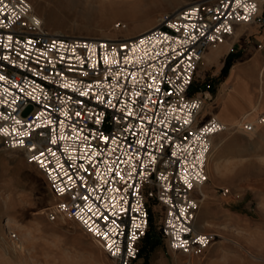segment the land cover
<instances>
[{
    "label": "built area",
    "instance_id": "2783aa9c",
    "mask_svg": "<svg viewBox=\"0 0 264 264\" xmlns=\"http://www.w3.org/2000/svg\"><path fill=\"white\" fill-rule=\"evenodd\" d=\"M256 22L264 0H203L115 41L48 32L28 0H0V139L44 175L48 219L76 221L115 264H133L158 207L170 251L183 264L203 256L218 237L196 228L207 162L232 129L203 120L208 98L192 87L207 51Z\"/></svg>",
    "mask_w": 264,
    "mask_h": 264
},
{
    "label": "rangeland",
    "instance_id": "374dc122",
    "mask_svg": "<svg viewBox=\"0 0 264 264\" xmlns=\"http://www.w3.org/2000/svg\"><path fill=\"white\" fill-rule=\"evenodd\" d=\"M28 1L35 14L45 18L48 32L116 41L133 38L164 16L203 0H185L179 5L173 3L175 0ZM237 30L242 34L233 43L227 74L222 70L230 54L225 59L216 52L235 35L208 50L210 62L204 58L197 70L192 93L207 95L203 120L218 110L225 94L233 93L228 79L236 68L253 58L264 61V24L256 22ZM238 98L243 113L227 121L242 122V117L249 115L246 123L255 122L264 113L260 99L246 101L241 94ZM254 131L264 133V125H257ZM250 133L231 130L213 140V146L224 142L218 150L219 172L213 175L208 168L199 217L210 223L203 232L218 237L194 264H264V140ZM21 153L0 145V227L9 218L14 223L0 233V264H115L76 221L48 219L54 195L42 172L30 166ZM152 210L149 237L142 242L140 256L133 264H183L185 258L171 252L162 237L161 210Z\"/></svg>",
    "mask_w": 264,
    "mask_h": 264
},
{
    "label": "bare ground",
    "instance_id": "6f19581e",
    "mask_svg": "<svg viewBox=\"0 0 264 264\" xmlns=\"http://www.w3.org/2000/svg\"><path fill=\"white\" fill-rule=\"evenodd\" d=\"M183 2H185V0H175L173 3L179 5V4H182ZM188 4H190V3H188ZM38 17L41 20V22L45 25V21H46L45 18H42L40 16H38ZM161 19H159L158 21H160ZM157 25H158V23L155 24L154 26H152L151 28H149L148 30L155 28ZM60 33H61L60 31L56 32V34H60ZM241 33H242L241 30H237L235 32V37L231 41H227L221 47H224L225 51L228 50V48L233 45L234 41L238 37L241 36ZM107 40H113V39H107ZM221 54H223V53H220L219 50H217L216 56L219 57ZM205 59H206V62H210L211 57L208 55V53L205 54ZM228 82H230V84H231V88H232L231 90H233V93H227L222 97L219 108L216 112L213 113V115L216 116L220 121H221V119H223V121H221V122H223L225 125H227L230 129L237 130V131H240L242 133L243 132L246 133L244 128H245L246 122L248 121L249 115L245 116L243 114L244 116L242 117V122L241 121H231L230 122L227 120H230L229 118H232V116L236 117L239 114L243 113L244 107L242 105V102L238 98V96L240 94L243 96V98L246 101H254V100L256 101V99L258 98V99H260V103L264 102V61H261L260 59H257V58H253L247 65H244V66L242 65L241 67L236 68L231 73V75L228 79ZM246 112H248V111H246ZM250 123L254 124L256 126L257 125H264V124H259L258 121L250 122ZM250 134L255 135V136H259L260 139L264 140V133H259V135H258L257 131H254V132H251ZM2 144H3V142L0 139V145H2ZM223 144H224V142H220L219 144H216L215 146H213L212 150L210 152L209 158H208L207 172H208V168H211L213 175H215L219 172V165H218L219 152H218V150L223 149V147H222ZM15 152H17V151H15ZM18 153H19V151H18ZM30 166H32V165H30ZM201 193L203 194V196H205L204 191H202V189H201ZM200 212H201V210L199 211V214H200ZM199 214H198V218H197V222H196V228L199 231H204L203 227L210 226V223H209V221L204 220V218H200ZM12 226H14L13 221L10 218L7 219L6 223L0 227V233L3 230H5L4 228L9 229ZM98 246H99V244H98Z\"/></svg>",
    "mask_w": 264,
    "mask_h": 264
},
{
    "label": "snow or ice",
    "instance_id": "6c2138e0",
    "mask_svg": "<svg viewBox=\"0 0 264 264\" xmlns=\"http://www.w3.org/2000/svg\"><path fill=\"white\" fill-rule=\"evenodd\" d=\"M253 7H255V6L253 5ZM244 18L247 19V17H244ZM229 30H230V29H229ZM141 43H143V41H141ZM105 62H108V61H107V58H106ZM3 79H4V77H3V76H0V80H3ZM185 82H187V81H185ZM67 86H68V85H65V87H67ZM21 90H22V89H21ZM157 90H159V89H157ZM81 95H86V93H81ZM76 115H79V113H76ZM129 115H131V113H129ZM96 122L99 123V120H97ZM188 122H189V121L185 120V123H188ZM63 138H64V137H62V139H63ZM103 139H104L105 141H107L108 137H103ZM53 143H55V141H53ZM141 143H143V141H141ZM41 163H43V162H41ZM86 171H87V170H86ZM81 179H83V178H81ZM185 183H188L187 179H185ZM188 186L191 187V184H189ZM60 191L63 192L64 189L61 188ZM84 199L87 200V197H84ZM92 209H93V205L89 204V206H88V210H89V211H92ZM137 211H139V209H137ZM181 211H183V210H181ZM100 215L103 216L102 213H101ZM81 218L83 219V217H81ZM103 219H104V220H107V217H106V216H103ZM84 223H85V224H88V221H87V220H84ZM113 223H115V222H113ZM136 227H140V225L137 224ZM89 228H90V230H91L92 232H94L97 236H102V237L104 238V240H109L108 234H107L106 232H101V231H99L98 226H97V227H92L91 225H89ZM112 231L115 232V229H113ZM132 239H136V237L133 236ZM201 243H204V240H203V239H201ZM107 247L109 248L110 251H112V248H113V242H112V241H109ZM127 251H128L129 254H132V253H131V247H130V246L128 247ZM119 252H120V249L117 248V249H115L114 251H112V255H113V256L118 255Z\"/></svg>",
    "mask_w": 264,
    "mask_h": 264
},
{
    "label": "trees",
    "instance_id": "16d2710c",
    "mask_svg": "<svg viewBox=\"0 0 264 264\" xmlns=\"http://www.w3.org/2000/svg\"><path fill=\"white\" fill-rule=\"evenodd\" d=\"M231 55L232 54H230L228 57H227V59H226V62H225V66H224V68H223V70H222V73L224 74V75H226L227 74V72L229 71V67L231 66L230 64H231ZM198 92V91H197ZM149 237V234L147 235V237L146 238H148Z\"/></svg>",
    "mask_w": 264,
    "mask_h": 264
},
{
    "label": "crops",
    "instance_id": "0c3cea01",
    "mask_svg": "<svg viewBox=\"0 0 264 264\" xmlns=\"http://www.w3.org/2000/svg\"><path fill=\"white\" fill-rule=\"evenodd\" d=\"M242 34V33H241ZM238 39V38H237ZM236 39V40H237ZM235 40V41H236ZM234 41V42H235ZM235 45V44H234ZM234 45H232V47L230 46L229 48H228V50H224L222 53L224 54V58L226 59V57L230 54V53H232L233 51H234ZM223 49H225L224 47H222L220 50H219V52H221ZM221 69H222V66H221V68H220V70L219 71H221Z\"/></svg>",
    "mask_w": 264,
    "mask_h": 264
}]
</instances>
